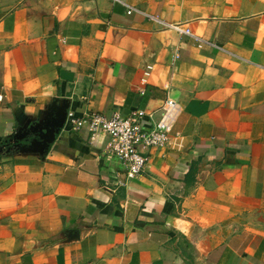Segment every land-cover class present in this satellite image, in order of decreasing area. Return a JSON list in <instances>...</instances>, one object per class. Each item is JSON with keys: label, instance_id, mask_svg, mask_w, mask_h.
<instances>
[{"label": "crops", "instance_id": "crops-1", "mask_svg": "<svg viewBox=\"0 0 264 264\" xmlns=\"http://www.w3.org/2000/svg\"><path fill=\"white\" fill-rule=\"evenodd\" d=\"M55 99L171 139L123 187L87 129L7 152ZM2 147L0 264H264V0H0Z\"/></svg>", "mask_w": 264, "mask_h": 264}, {"label": "built area", "instance_id": "built-area-1", "mask_svg": "<svg viewBox=\"0 0 264 264\" xmlns=\"http://www.w3.org/2000/svg\"><path fill=\"white\" fill-rule=\"evenodd\" d=\"M173 28L202 43L190 30H182L176 26ZM151 70V66L147 67L143 83H147ZM156 114L145 109L133 110L128 114L115 112L110 116L95 113L78 117L70 114L66 124L74 131L87 129L93 139H107L104 152L121 164V169L113 171V174L118 179V186L123 187L125 183H121L119 177L124 176L130 180L141 175L149 163L151 151L164 148L171 139L168 121L164 118L157 119Z\"/></svg>", "mask_w": 264, "mask_h": 264}, {"label": "water", "instance_id": "water-1", "mask_svg": "<svg viewBox=\"0 0 264 264\" xmlns=\"http://www.w3.org/2000/svg\"><path fill=\"white\" fill-rule=\"evenodd\" d=\"M69 108V100L55 99L41 120L15 136L13 148H17L20 152L45 156L65 127ZM32 135L33 139L29 140ZM24 142L26 144L23 145ZM11 150L12 147H9L7 152H11ZM3 151L4 147L0 149V152Z\"/></svg>", "mask_w": 264, "mask_h": 264}, {"label": "trees", "instance_id": "trees-1", "mask_svg": "<svg viewBox=\"0 0 264 264\" xmlns=\"http://www.w3.org/2000/svg\"><path fill=\"white\" fill-rule=\"evenodd\" d=\"M26 144V143H23V145ZM14 150H17V148H13V145H12V151L13 152Z\"/></svg>", "mask_w": 264, "mask_h": 264}, {"label": "flooded vegetation", "instance_id": "flooded-vegetation-1", "mask_svg": "<svg viewBox=\"0 0 264 264\" xmlns=\"http://www.w3.org/2000/svg\"><path fill=\"white\" fill-rule=\"evenodd\" d=\"M33 137H34V136L32 135V136L29 138V140H32V139H33ZM24 143H26V142H24Z\"/></svg>", "mask_w": 264, "mask_h": 264}]
</instances>
